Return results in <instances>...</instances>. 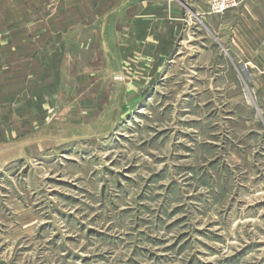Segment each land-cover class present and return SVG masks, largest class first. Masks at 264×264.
Returning <instances> with one entry per match:
<instances>
[{
	"label": "rangeland",
	"instance_id": "374dc122",
	"mask_svg": "<svg viewBox=\"0 0 264 264\" xmlns=\"http://www.w3.org/2000/svg\"><path fill=\"white\" fill-rule=\"evenodd\" d=\"M124 2L0 117V264H264L263 93L208 0Z\"/></svg>",
	"mask_w": 264,
	"mask_h": 264
},
{
	"label": "crops",
	"instance_id": "0c3cea01",
	"mask_svg": "<svg viewBox=\"0 0 264 264\" xmlns=\"http://www.w3.org/2000/svg\"><path fill=\"white\" fill-rule=\"evenodd\" d=\"M197 3H193L194 10L211 27L219 25L223 47L236 59L237 72L264 95V0H240L237 8L211 16L206 4ZM87 5L94 9V0H0V117L14 111L12 107L33 103L35 96H29L28 90L38 82L44 88L52 83L54 59L68 53L64 34L70 25L84 22ZM120 8L110 14L117 15ZM153 8L157 20L163 22L165 10L159 5ZM146 20L137 22L141 33L149 26Z\"/></svg>",
	"mask_w": 264,
	"mask_h": 264
},
{
	"label": "built area",
	"instance_id": "2783aa9c",
	"mask_svg": "<svg viewBox=\"0 0 264 264\" xmlns=\"http://www.w3.org/2000/svg\"><path fill=\"white\" fill-rule=\"evenodd\" d=\"M212 13L225 14L227 11L237 8L240 0H208Z\"/></svg>",
	"mask_w": 264,
	"mask_h": 264
},
{
	"label": "water",
	"instance_id": "95a60500",
	"mask_svg": "<svg viewBox=\"0 0 264 264\" xmlns=\"http://www.w3.org/2000/svg\"><path fill=\"white\" fill-rule=\"evenodd\" d=\"M107 17H105V19H106ZM103 31V30H102ZM102 34H103V32H102ZM103 43H104V45H105V47H106V40L105 39H103Z\"/></svg>",
	"mask_w": 264,
	"mask_h": 264
}]
</instances>
